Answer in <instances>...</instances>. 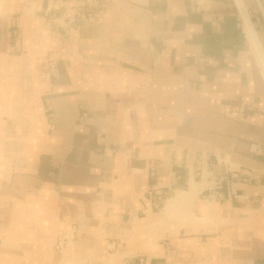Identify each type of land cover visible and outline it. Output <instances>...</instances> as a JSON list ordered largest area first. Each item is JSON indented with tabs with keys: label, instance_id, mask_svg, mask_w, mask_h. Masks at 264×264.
<instances>
[{
	"label": "crops",
	"instance_id": "1",
	"mask_svg": "<svg viewBox=\"0 0 264 264\" xmlns=\"http://www.w3.org/2000/svg\"><path fill=\"white\" fill-rule=\"evenodd\" d=\"M101 1L0 0V264H264L256 0Z\"/></svg>",
	"mask_w": 264,
	"mask_h": 264
},
{
	"label": "built area",
	"instance_id": "2",
	"mask_svg": "<svg viewBox=\"0 0 264 264\" xmlns=\"http://www.w3.org/2000/svg\"><path fill=\"white\" fill-rule=\"evenodd\" d=\"M104 6L105 5L101 0H91L90 10L86 13L85 16H83L82 18L81 17L80 18H70L67 20V22L63 26L64 35L66 36L70 35L71 31L78 27L79 21H85V20H91V19L97 18L100 15ZM15 35L18 36V33L15 32ZM253 150L259 153L262 152L261 147L253 148ZM71 239H72L71 234L60 236L57 240L56 248L60 251L63 250ZM106 243L111 248H113L115 245L112 241H109V240H106Z\"/></svg>",
	"mask_w": 264,
	"mask_h": 264
},
{
	"label": "bare ground",
	"instance_id": "3",
	"mask_svg": "<svg viewBox=\"0 0 264 264\" xmlns=\"http://www.w3.org/2000/svg\"><path fill=\"white\" fill-rule=\"evenodd\" d=\"M238 1H239L240 4L242 5L241 0H238ZM243 7H244V6H243ZM247 21H248V24H249V26H250V30H251V32H252V34H253V36H254L255 43H256V46H257V48H258L259 54H260V56H261V59H262V61H263V63H264V53H263V50H262L261 44L259 43V41H258V39H257V37H256L255 31H254V29H253V26H251V23H250L249 18H247Z\"/></svg>",
	"mask_w": 264,
	"mask_h": 264
},
{
	"label": "water",
	"instance_id": "4",
	"mask_svg": "<svg viewBox=\"0 0 264 264\" xmlns=\"http://www.w3.org/2000/svg\"><path fill=\"white\" fill-rule=\"evenodd\" d=\"M256 2H257V4H258V7L260 8L261 13H262V16H263V18H264V10H263V7H262V5H261V2H260V0H256Z\"/></svg>",
	"mask_w": 264,
	"mask_h": 264
},
{
	"label": "rangeland",
	"instance_id": "5",
	"mask_svg": "<svg viewBox=\"0 0 264 264\" xmlns=\"http://www.w3.org/2000/svg\"><path fill=\"white\" fill-rule=\"evenodd\" d=\"M258 31V30H257ZM258 33H259V31H258ZM260 35V34H259Z\"/></svg>",
	"mask_w": 264,
	"mask_h": 264
}]
</instances>
